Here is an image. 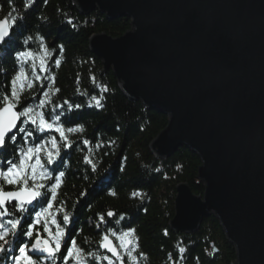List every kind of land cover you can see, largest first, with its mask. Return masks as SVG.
Listing matches in <instances>:
<instances>
[{"label": "trees", "instance_id": "1", "mask_svg": "<svg viewBox=\"0 0 264 264\" xmlns=\"http://www.w3.org/2000/svg\"><path fill=\"white\" fill-rule=\"evenodd\" d=\"M4 17L10 19L12 26L14 17L15 26L9 42L0 47V68L10 70L16 52L31 49L37 56L24 65L28 80L36 75L46 78L39 67L40 42L34 39L23 44L29 35L42 36L44 44L54 50L53 59L61 60L59 67L51 65L56 78L55 87L60 92L49 91L51 85L43 90L49 91L53 104L68 100L81 105L70 112L63 110L66 126L82 125L84 131L67 134L72 147H61L63 164L58 161L49 166L57 169L56 174L65 171L66 175L58 189L57 201L49 210L50 215L43 217L41 224L36 226L43 233V223L47 221L49 224L50 232L43 233L42 238L55 239L58 230L52 221L60 223L66 212L70 222L60 223L64 230L60 242L62 246L68 243L73 252L74 258L69 264H76L79 259L70 241H76L77 246L86 251L97 253L98 258L94 262L89 258V264H109L108 260L99 258L109 255L97 241L106 229L116 230L119 234L128 227L136 229L139 251L146 254V259H139L138 264H235L237 247L215 213L205 216L194 231L172 227L177 185L186 182L196 194L205 191V183L200 177L202 158L197 150L187 145L180 146L166 157L157 156L151 144L168 126L169 114L149 107L140 98L128 96L121 88L114 68H106L103 59L91 47L94 33L106 32L118 37L132 29V17H111L100 8L82 12L74 0H34L31 6H26V0H0V19ZM60 46H63L62 51ZM32 63L36 64L35 69L31 67ZM28 80L18 82V88L23 86L21 104L35 106L44 98L42 89L38 85L29 89ZM4 87L6 81L0 74V92ZM93 96L97 99L103 97L102 107L91 101ZM44 111L47 114L50 106ZM37 135L45 138L57 136L58 142L63 143L54 131ZM84 140L90 143L85 145ZM40 155L43 160V153ZM85 157L92 159L95 170L85 162ZM133 193L140 195L134 196ZM39 211L41 209L35 205L29 208V213L21 215L25 221L35 224V214ZM108 211L115 215L112 218L105 216L106 222L100 223L98 217ZM120 216L124 219L116 224ZM28 226L24 224L25 228ZM113 238L118 245L124 242ZM13 239L16 244L21 241L30 243L26 235ZM181 247L185 249L182 254L178 252ZM16 255L18 252L11 251L0 256V264H15ZM181 255L183 259H180ZM127 263L132 264L131 260ZM57 264H61L59 259Z\"/></svg>", "mask_w": 264, "mask_h": 264}, {"label": "water", "instance_id": "2", "mask_svg": "<svg viewBox=\"0 0 264 264\" xmlns=\"http://www.w3.org/2000/svg\"><path fill=\"white\" fill-rule=\"evenodd\" d=\"M74 1L132 17V29L94 33L91 47L128 96L169 114L155 154L187 145L202 158L205 191L177 185L172 227L194 231L215 213L235 264H264V0Z\"/></svg>", "mask_w": 264, "mask_h": 264}, {"label": "snow or ice", "instance_id": "3", "mask_svg": "<svg viewBox=\"0 0 264 264\" xmlns=\"http://www.w3.org/2000/svg\"><path fill=\"white\" fill-rule=\"evenodd\" d=\"M34 0H26V6H31ZM12 14L9 13V16ZM6 23V21L4 22ZM68 23H72L71 20ZM13 26H15V18L13 17ZM12 35V28H5L0 23V47L5 46ZM38 40L41 45V54L39 55V67L42 69L46 78L36 75L32 80H28V73L24 65L36 59L37 54L31 49L18 50L13 60L12 68L8 71L0 68V74L4 76L6 87L0 92V256L11 251L18 252L14 257L15 264H57V260L61 264H69L73 259V252L69 248L68 243L63 246L61 238L64 230L60 227V223L66 224L70 222V216L65 212L62 215L60 223L55 220L58 234L54 240L42 238L43 233H49L50 228L47 221L43 223V233L37 230L36 226L41 224L42 218L50 215L49 210L53 208L54 202L57 201L58 189L63 185L65 171H59L56 174V168H50L51 165L63 164L61 157V147L71 148L72 143L68 139L69 133L83 132V126L70 127L64 123V111H72L74 108L79 109L80 104H73L68 100H64L61 104H53L49 96V91L54 90L59 93L60 89L55 87V76L52 74L51 65L59 67L61 60L53 59L54 50H50L44 44V37L29 35L23 41L27 45L30 41ZM23 47V46H22ZM63 46H60V51ZM50 61L51 63H47ZM19 62V63H18ZM35 69V63L31 64ZM93 77V81H94ZM28 80V88L40 86L43 99L35 106L27 103L21 104V96L23 95L21 85L18 88V82ZM51 88L49 91L43 89ZM107 91V89H105ZM86 95L87 93H82ZM103 97H91V101H95L97 107H102L101 100ZM50 106V111L46 114L44 109ZM47 131H54L57 136L45 138L43 135ZM83 144L87 145L90 141L84 140ZM99 146V145H97ZM43 153L44 159H41ZM33 157L35 162L33 163ZM85 162L95 170V163L91 158L85 157ZM9 189V190H5ZM115 195V193H113ZM139 196L140 193H133ZM38 205L41 211L36 212V223L25 221L21 214L29 213L30 206ZM59 211V209H58ZM115 213L108 211L104 215H100L98 220L105 223V216L112 217ZM15 216L17 218L13 219ZM6 218V223L4 222ZM124 216H120L116 220L119 224ZM27 223L29 226L24 227ZM99 227V225H97ZM136 229L128 227L126 231L121 230L118 234L116 230L106 229V232L97 241L98 246L104 248L111 256L99 257L109 261V264H127L131 260L132 264H138L139 259H146V254L139 251L138 237L135 236ZM167 234V233H165ZM27 236L30 243L21 241L16 244V239L21 236ZM117 237L124 241L117 247L111 244L109 237ZM125 237H132L125 241ZM72 247L76 248L79 259L76 264H89V258L94 262L98 256L96 252L86 251L83 247H79L76 241L69 242ZM13 245H16L13 248ZM63 247V251H62ZM180 254L185 252L184 248H179ZM46 253V255H44ZM180 259H183L182 255Z\"/></svg>", "mask_w": 264, "mask_h": 264}]
</instances>
